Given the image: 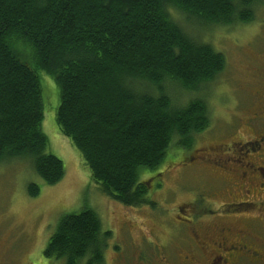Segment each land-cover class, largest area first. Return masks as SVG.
Here are the masks:
<instances>
[{
  "label": "trees",
  "instance_id": "16d2710c",
  "mask_svg": "<svg viewBox=\"0 0 264 264\" xmlns=\"http://www.w3.org/2000/svg\"><path fill=\"white\" fill-rule=\"evenodd\" d=\"M254 0H0V161L29 156L46 184L65 173L46 152L39 71L59 89L58 130L80 151L101 191L126 206L152 205L140 172L162 164L177 137L209 125L203 96L174 105L171 89L196 92L225 66L170 12L230 25L252 20ZM184 104V103H183ZM29 195L40 187L29 184ZM111 232L92 208L63 216L44 255L102 263Z\"/></svg>",
  "mask_w": 264,
  "mask_h": 264
},
{
  "label": "rangeland",
  "instance_id": "374dc122",
  "mask_svg": "<svg viewBox=\"0 0 264 264\" xmlns=\"http://www.w3.org/2000/svg\"><path fill=\"white\" fill-rule=\"evenodd\" d=\"M169 9L192 40L211 45L225 59L221 72L212 81L199 85L196 92L179 87L171 89L174 105L184 106L191 96H203L209 125L192 135L189 147H182L175 137L162 164L154 170L140 172L143 179L163 172L164 187H177V191L183 193L205 186L208 173L212 175L211 171L217 170L212 167V155L201 156V161L196 158L199 149L221 139L222 142L232 140V131L237 124L234 114L249 108L250 91L252 96L264 93V0H254L251 21L230 25L198 21L175 7ZM38 73L44 103L42 130L48 139L46 152L62 161L65 173L57 183L46 184L34 172L29 156L0 161V259H15L19 264H64L61 259L46 257L44 249L58 222L67 214L92 208L98 214L103 230L111 232L110 246H123L125 241H130L122 232L124 224L143 223L142 226H146L153 222L144 205L138 208L126 206L101 191L100 185L91 178L80 151L56 126L59 89L54 78L44 71ZM31 183L40 187L35 196L28 192ZM159 189H150L149 200L155 201L154 191H163ZM137 235L134 230L133 237ZM106 254L109 259L113 256L112 251Z\"/></svg>",
  "mask_w": 264,
  "mask_h": 264
},
{
  "label": "flooded vegetation",
  "instance_id": "af4514ba",
  "mask_svg": "<svg viewBox=\"0 0 264 264\" xmlns=\"http://www.w3.org/2000/svg\"><path fill=\"white\" fill-rule=\"evenodd\" d=\"M257 94L250 91L249 108L238 107L242 112L234 114L232 140L199 149L196 158L212 155L217 169L208 173L205 186L182 193L164 187L163 172L147 177L149 190L164 191H154L153 204L144 205L152 225L124 224L130 241L108 243L99 264H264V93ZM19 263L0 259V264Z\"/></svg>",
  "mask_w": 264,
  "mask_h": 264
}]
</instances>
